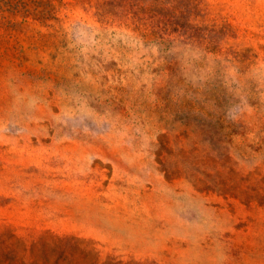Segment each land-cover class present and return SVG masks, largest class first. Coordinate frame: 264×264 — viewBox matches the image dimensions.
<instances>
[{
    "label": "rangeland",
    "instance_id": "1",
    "mask_svg": "<svg viewBox=\"0 0 264 264\" xmlns=\"http://www.w3.org/2000/svg\"><path fill=\"white\" fill-rule=\"evenodd\" d=\"M0 264H264V0H0Z\"/></svg>",
    "mask_w": 264,
    "mask_h": 264
}]
</instances>
